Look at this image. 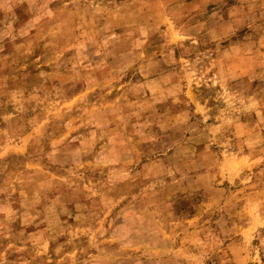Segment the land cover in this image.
Returning a JSON list of instances; mask_svg holds the SVG:
<instances>
[{"label": "rangeland", "instance_id": "374dc122", "mask_svg": "<svg viewBox=\"0 0 264 264\" xmlns=\"http://www.w3.org/2000/svg\"><path fill=\"white\" fill-rule=\"evenodd\" d=\"M0 264H264V0H0Z\"/></svg>", "mask_w": 264, "mask_h": 264}]
</instances>
